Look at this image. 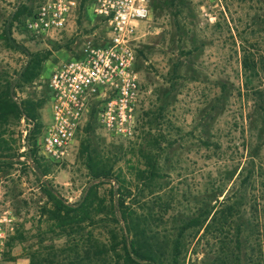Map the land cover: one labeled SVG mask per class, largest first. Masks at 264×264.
Wrapping results in <instances>:
<instances>
[{"label": "trees", "instance_id": "1", "mask_svg": "<svg viewBox=\"0 0 264 264\" xmlns=\"http://www.w3.org/2000/svg\"><path fill=\"white\" fill-rule=\"evenodd\" d=\"M182 7L183 0H165V5L160 7L162 11L166 8L165 12L169 9L167 14L173 19L174 33L164 45L169 51L175 45L174 36L178 38L182 32L183 25L177 19ZM19 13L10 11L0 20V42L7 49L26 52L11 31ZM164 41L158 38L150 43ZM135 52L136 62L137 58L145 57L142 48L137 47ZM240 52L242 82L236 94L244 96L242 144L239 146L231 133V148L226 154L220 140L211 139L212 131L206 129L213 112L222 110L231 93L225 83H220L208 100V109L202 111L205 122L197 137L200 147L207 152L205 158L215 159L212 167L218 165L200 177L194 192L181 191L184 208L174 210L180 202L175 197L177 192L165 190L159 181V158L172 146L161 132L154 136L144 134L139 136V143L133 141L127 149L113 150L116 155L137 151L140 163L131 167L127 176L121 167L113 170L112 163H107L82 141L78 152L86 157L92 182L83 189L79 199L68 202L48 181L41 179L39 191L45 200L41 212L48 221L47 229L64 240L60 246L51 245L45 256L37 249L25 247L28 264H185V253L191 245L194 257L186 264H264V166L258 157L264 143V85L254 82L260 69L251 51L243 48ZM42 59L41 55L33 54L13 79H0V161L10 156L11 149L3 135L23 119L30 124L23 137L27 146L25 154L41 178L48 172V161L41 154L35 156L32 148L35 135L42 127L37 112L41 102L29 96L17 100L15 92L33 81ZM179 65L176 58L167 78L168 86L158 89L162 102L155 121L175 88ZM148 114L143 113L146 118ZM89 117L93 118L91 114ZM146 123L149 124L148 119ZM82 127L88 130L90 123L86 121ZM104 183L109 187L103 195L98 188ZM168 212L171 213L164 218ZM167 223L169 227L161 231L159 226ZM26 240L22 232L15 230L7 242V251L10 243ZM196 248L200 250V257Z\"/></svg>", "mask_w": 264, "mask_h": 264}, {"label": "rangeland", "instance_id": "2", "mask_svg": "<svg viewBox=\"0 0 264 264\" xmlns=\"http://www.w3.org/2000/svg\"><path fill=\"white\" fill-rule=\"evenodd\" d=\"M38 2L0 0V20L10 11L20 12L11 31L15 41L26 51L7 49L0 42V79H13L33 54L43 57L37 76L15 92L17 100L29 96L41 102L37 112L43 126L49 120L46 88L49 73L77 52L84 36L93 34L100 37L103 29L91 11L92 0H80L79 8L73 12L64 29L41 38L32 37L23 29L22 23ZM149 3V16L142 24L144 34L137 46L143 49L145 57L137 58L136 62L141 93L136 129L130 135H113L101 129L92 117H88L86 121L90 123V128L86 130L81 127L65 158L55 162L46 159L48 172L42 178L32 169L25 154L27 146L23 137L30 124L21 119L18 126H12L3 135L11 149L10 156L0 161V205L11 207L16 231L22 232L27 240L10 243L0 264H28L25 247L37 249L45 256L51 245L57 247L63 243L64 237H55V233L47 229L48 221L41 212L45 200L39 191V184L41 179L48 181L68 202L79 199L83 189L92 182L86 168V157L78 152L82 141L87 142L89 148L94 149L107 163H112L113 170L121 167L127 176L132 171L131 167L140 163L137 151L116 155L113 150L117 147L127 149L133 141L139 143V136L144 134L154 136L161 132L172 142V146L159 158V181L161 186L165 185V190L177 192L175 197L180 202L174 210L184 208L181 191L194 192L200 177L210 168L214 171L218 165L212 167L215 159L205 158L207 152L200 147L197 137L205 122L202 111L208 109V100L220 83H225L231 93L222 110L213 112L206 129H211V139L218 138L226 151L231 148V133L236 143L239 146L242 144L244 96L236 94L242 82L240 50L246 48L251 51L260 69L259 77L254 82L264 85V0H183L182 13L177 18L183 25L182 32L178 38L174 36L175 45L171 51L164 46L171 38V33H174L173 19L167 14L169 9L165 12L166 8L163 11L160 8L165 5V0H149ZM158 38H164V43H150ZM148 45L153 46L149 49ZM176 58L180 62L179 77L166 100L164 111L155 121L162 102L158 89L168 86L167 78ZM145 111L149 112V118L143 115ZM147 119L150 125L146 123ZM40 133L41 130L35 135V147L32 146L33 154L37 157L40 156L37 149ZM258 157L264 166V143ZM108 187L107 183L100 184L99 193L106 194ZM168 227L169 223L161 224L159 229L163 231ZM196 251L200 257V250L196 248ZM193 257L191 245L185 253V264Z\"/></svg>", "mask_w": 264, "mask_h": 264}, {"label": "built area", "instance_id": "3", "mask_svg": "<svg viewBox=\"0 0 264 264\" xmlns=\"http://www.w3.org/2000/svg\"><path fill=\"white\" fill-rule=\"evenodd\" d=\"M79 4L80 0H39L22 27L35 38L60 31ZM91 11L103 35L84 36L77 52L47 77L49 120L37 147L49 161L65 158L90 114L113 135L127 137L136 129L141 88L135 50L144 34L149 0H92ZM15 230L11 207L0 205V263Z\"/></svg>", "mask_w": 264, "mask_h": 264}]
</instances>
